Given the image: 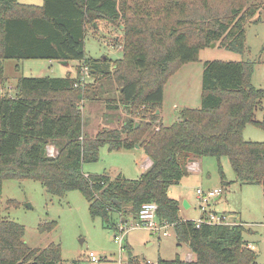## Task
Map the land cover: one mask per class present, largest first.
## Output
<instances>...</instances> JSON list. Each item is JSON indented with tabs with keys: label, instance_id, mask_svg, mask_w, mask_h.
Wrapping results in <instances>:
<instances>
[{
	"label": "trees",
	"instance_id": "trees-1",
	"mask_svg": "<svg viewBox=\"0 0 264 264\" xmlns=\"http://www.w3.org/2000/svg\"><path fill=\"white\" fill-rule=\"evenodd\" d=\"M249 1L229 0L230 14L220 15L215 0H44L42 5L0 0V78L8 58L79 62L76 75L23 76L15 96L0 97V199L4 179L39 180L56 196L80 190L91 215L116 229L154 201L160 221L175 224L178 245L187 244L195 255L191 261L180 255L159 257L157 264H262L244 237L248 230L243 222L197 226V220L181 218L179 201L169 195L170 187L189 174L190 164L204 156H227L241 181L264 186V141L244 137L249 123L264 130V116L258 120L255 113L264 89L252 83L254 63L205 62L201 107H184L173 124L156 126V111L176 64L199 60L200 50L213 41L244 51L246 21L258 10L254 5L244 10ZM96 20L122 28L123 55L112 76L122 103L133 113L140 107L143 120L91 135L85 132L81 104L93 86L83 82V68L95 78L110 75L97 65L103 59L85 49L87 24ZM50 143L57 148L55 156L47 152ZM104 145L111 150L138 145L152 164L134 179L121 172H86L84 163L97 161ZM221 175L224 179L222 170ZM56 224L42 222L39 231H51ZM25 233V225L3 217L0 209V264L61 262L59 243L32 247ZM126 248L128 264H141Z\"/></svg>",
	"mask_w": 264,
	"mask_h": 264
},
{
	"label": "rangeland",
	"instance_id": "rangeland-1",
	"mask_svg": "<svg viewBox=\"0 0 264 264\" xmlns=\"http://www.w3.org/2000/svg\"><path fill=\"white\" fill-rule=\"evenodd\" d=\"M22 3L40 5L43 0H19ZM258 6L253 17L246 21V39L243 52H236L213 41L202 48L199 60L174 66L175 71L169 76L164 88V101L159 115V124L171 125L178 120L184 107L198 108L202 105L201 92L205 62L211 60H247L254 63L252 83L264 89V0H250L243 6ZM215 9L220 15L231 12L229 0H215ZM224 18V17H222ZM122 28L107 20H96L87 24L85 49L89 56L103 59L97 65L110 71V75L95 78L88 67L83 68V82L91 84L90 98L82 102L85 118V132L96 134L101 129H119L127 120L137 124L143 120L140 107L130 111L120 98V88L112 72L115 61L122 57ZM79 62L72 60L63 64L55 59H15L3 60L4 74L0 78V97L15 96L16 85L23 76H66L76 75ZM96 65V64H95ZM143 108V106L141 107ZM140 112V113H139ZM256 119L264 116V97L261 106L256 109ZM244 137L253 141H264V130L249 123L244 130ZM57 148L53 143L47 145L50 154ZM141 150H111L104 145L100 148L99 159L85 162L83 168L90 173H113L120 171L129 178H136L144 171ZM200 169H192L171 189V195L180 203V215L190 219H200L202 209L198 189L205 191L223 188L221 196L209 203L207 211L214 213H233L240 218L239 223L248 230L244 237L258 253V261L264 264V186L257 182L241 181L227 156L221 158L204 156L199 158ZM192 164V163H191ZM224 173V179L221 175ZM113 176V175H112ZM185 201L190 207L185 206ZM89 201L80 190H69L63 196L48 192L43 183L32 178L4 179L0 199L3 217L25 225V241L32 247L45 248L50 243H59L62 248V260L59 264H122L120 244L115 240L117 229L108 227L99 216L93 217ZM207 215V212H204ZM57 222L53 230L40 232L39 225L45 221ZM115 220L118 216L115 215ZM131 220V219H130ZM128 222H132V221ZM128 239L134 246V253L142 264H157L159 257L182 258L191 253L189 246L178 245L174 228L169 236H160L150 230L138 227L128 233ZM126 239L124 244L126 245ZM153 244L149 245L148 243ZM97 260L93 261L92 256ZM123 258L128 261L126 252ZM125 261V262H126Z\"/></svg>",
	"mask_w": 264,
	"mask_h": 264
},
{
	"label": "built area",
	"instance_id": "built-area-1",
	"mask_svg": "<svg viewBox=\"0 0 264 264\" xmlns=\"http://www.w3.org/2000/svg\"><path fill=\"white\" fill-rule=\"evenodd\" d=\"M49 155L55 156L54 151H52ZM147 166L146 162L143 163ZM224 192L223 188L209 189L207 191L199 188L198 195L200 199V205L202 209V216L200 219H197V226H200L201 223L207 222L210 224H239L240 218L233 213H214L212 211H207L209 203L215 198L221 196ZM158 209L159 206L156 202L150 201L144 203L138 213V216L130 223V222H120L117 227V234L115 235V240L120 244V248L122 251V264H128V261L123 258V253L126 252V246L124 244V240L128 235L129 231L143 227L151 232L158 234L159 236H169L172 228L175 227V224L168 221H160L158 217ZM207 212V215L204 214ZM251 246V245H250ZM253 247V246H252ZM92 260L96 261V256H92ZM185 260L191 261L194 260V253L191 251L186 257ZM126 261V262H125ZM141 263V262H140ZM142 264V263H141Z\"/></svg>",
	"mask_w": 264,
	"mask_h": 264
},
{
	"label": "crops",
	"instance_id": "crops-1",
	"mask_svg": "<svg viewBox=\"0 0 264 264\" xmlns=\"http://www.w3.org/2000/svg\"><path fill=\"white\" fill-rule=\"evenodd\" d=\"M43 2H44V0H43ZM30 4H33V3H30ZM43 4V3H42ZM42 4H40V5H42ZM58 61V60H57ZM60 62V61H59ZM60 63H62V62H60ZM64 64V63H63ZM79 64V63H78ZM21 78V77H20ZM135 150H141L142 152H143V154H144V156L142 157V162L144 163V162H146V164H147V166H145L144 167V171H146L150 166H151V164H152V160H151V158L148 156V155H146L145 154V152L143 151V149L141 148V147H135L134 148ZM133 150V149H132ZM195 168H198V169H200V160H199V158H197V159H195L193 162H192V164H190V166L188 167V169H189V173L191 172V170L192 169H195ZM143 171V172H144ZM120 171H115V172H113V173H109L110 175H115V174H117V173H119ZM142 172V173H143ZM88 173H90V172H88ZM122 173V172H121ZM124 174V173H123ZM126 176V175H125ZM141 176V175H140ZM140 176H138V177H140ZM127 177V176H126ZM138 177H136V178H138ZM127 178H129V177H127ZM134 179V178H133ZM183 179V178H182ZM174 185H172L171 187H170V189H169V195L171 196V197H173V198H175V199H177L178 201H179V199L177 198V197H174V196H172L171 195V189H172V187H173ZM191 206V205H190ZM189 206V207H190ZM180 211H181V208H180ZM181 216V215H180ZM181 218L182 219H190L189 217H186L185 215H182L181 216ZM131 219V220H130ZM132 219L134 220L135 219V217L134 216H130V218H129V220L130 221H132ZM128 220V221H129ZM175 230V229H174ZM152 233H154V232H152ZM154 234H156V233H154ZM170 234H171V231H170ZM160 237V236H159ZM127 241H126V244L127 245H129L131 248V251L133 252V256L134 257H136V256H139L138 254H136V253H134V246H133V244L129 241V239H128V235L126 236V238H125ZM149 245H151V244H153L152 242H149L148 243ZM126 246V245H125ZM180 248H181V246H180ZM126 253H127V255H129L128 254V251H127V248H126ZM129 257V256H128ZM162 258H164V257H162ZM194 258H195V255H194ZM164 259H166V258H164ZM184 259V258H183Z\"/></svg>",
	"mask_w": 264,
	"mask_h": 264
},
{
	"label": "water",
	"instance_id": "water-1",
	"mask_svg": "<svg viewBox=\"0 0 264 264\" xmlns=\"http://www.w3.org/2000/svg\"><path fill=\"white\" fill-rule=\"evenodd\" d=\"M212 45L214 46V43H212ZM159 111V110H158ZM137 147H138V145H137ZM185 206L188 208L190 205L188 204V202L187 201H185Z\"/></svg>",
	"mask_w": 264,
	"mask_h": 264
}]
</instances>
